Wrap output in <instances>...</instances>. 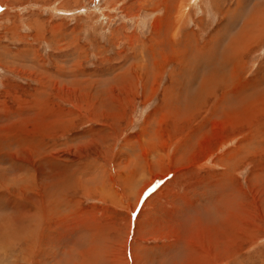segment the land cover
Segmentation results:
<instances>
[{
	"label": "rangeland",
	"instance_id": "374dc122",
	"mask_svg": "<svg viewBox=\"0 0 264 264\" xmlns=\"http://www.w3.org/2000/svg\"><path fill=\"white\" fill-rule=\"evenodd\" d=\"M259 4L0 0V264H264Z\"/></svg>",
	"mask_w": 264,
	"mask_h": 264
},
{
	"label": "bare ground",
	"instance_id": "6f19581e",
	"mask_svg": "<svg viewBox=\"0 0 264 264\" xmlns=\"http://www.w3.org/2000/svg\"><path fill=\"white\" fill-rule=\"evenodd\" d=\"M263 4V3H262ZM259 5H261V4H259ZM256 7H257V5H256ZM256 9V8H255ZM254 9V10H255ZM264 6L262 7V5H261V7L260 6H258L257 7V9L253 12V14L252 15H256L255 16V18L253 17V16H250L251 18H248L247 20H245L243 23H242V27L240 28V31L236 34V36H234V38L233 37H231L230 39H228L229 40V43L228 44H230L229 45V47H228V51H230L231 52V54H230V57H227L226 59L228 60V61H230L229 63H231V64H238L241 60H242V58H243V52H242V50L241 49H244V48H241V49H239V45H238V42H237V40H236V38H238V39H243L244 38V33H245V31L247 32V31H251V30H254V29H256L261 23H263V21H264V17H262L261 15H264ZM263 11V13L261 14V15H259V12H262ZM261 16L262 18H260V19H258V20H256V18H259L258 16ZM248 16V17H249ZM253 18V19H252ZM262 26H263V28H264V23L262 24ZM262 28V27H261ZM260 30V29H259ZM222 31V30H221ZM231 31V30H230ZM219 34V33H218ZM220 34H222V33H220ZM224 34V38L225 37H228L229 35V33L226 31L225 33H223ZM246 34V33H245ZM249 34V33H248ZM248 34H246V36H248ZM253 34H255L254 32H253ZM261 34V33H260ZM259 34V35H260ZM244 35V36H243ZM251 35V34H250ZM258 35V34H257ZM256 35V36H257ZM262 35V34H261ZM221 36H223V35H221ZM236 37V38H235ZM216 38V37H215ZM220 38V37H219ZM250 38V37H249ZM213 39V38H212ZM226 39V38H225ZM248 39H246V41H247ZM215 42H216V39L214 40ZM246 41H244V43L246 42ZM249 41V40H248ZM214 42V43H215ZM218 42V41H217ZM241 43H242V41H240ZM239 42V43H240ZM219 43H220V41H219ZM240 43V44H241ZM226 44V43H225ZM246 45V44H245ZM225 46H227V45H225ZM224 46V47H225ZM244 46V45H243ZM242 47V46H241ZM225 49V48H224ZM214 51V50H213ZM215 51H216V49H215ZM218 52V51H217ZM222 52V51H221ZM223 53V52H222ZM216 54V53H215ZM219 54H220V52H219ZM223 56H224V54H222ZM221 55V56H222ZM225 55H229L228 53L227 54H225ZM188 56H190L191 58L192 57H194L193 59L194 60H196V58H198V53H196V54H193V55H188ZM219 56V55H218ZM217 56V57H218ZM225 57V56H224ZM224 57H222V58H224ZM187 59V58H186ZM225 59V58H224ZM185 60V59H184ZM204 60H209L211 63H213L215 60H216V56L214 55V53H212V52H210V51H207V54L204 56ZM222 61H223V59H222ZM184 62V61H183ZM187 63H193V61H192V59H187V61H185V65L187 66V67H191V66H188L187 65ZM195 63V62H194ZM218 64V63H217ZM216 64V65H217ZM220 64V63H219ZM203 65V64H202ZM198 64L196 63V67L195 68H192V69H190L189 71H188V73L187 74H185V77L186 76H199V77H202V78H204L202 81H201V83H199V84H197L196 82H194V83H192V84H187L188 82L186 81V84H178V85H175V86H171L170 88H171V90H173L174 92H176V93H174V95L173 96H171L173 99H176V100H178L179 99V97H180V99L179 100H181L182 101V99H185L186 101H187V103H185L184 104V106H186V111H185V114L186 113H189V115H192V116H197V114L200 112V111H202V106L204 107L205 106V103H207L206 102V100H207V98L208 97H210V96H212V95H214L215 94V92H216V90L217 89H219V88H215L214 87V85L211 83V81L210 80H212L213 82H214V80H216V81H219L218 80V77H217V75L216 76H213V77H209V79L208 78H205L204 76H203V74H201V72H200V70H201V68H200V70H199V68H198ZM218 66V65H217ZM231 66H229V68H230ZM184 68H186V67H184ZM184 68H182V69H184ZM212 68V67H211ZM228 68V67H227ZM232 68H233V66H232ZM235 68V67H234ZM207 69V68H206ZM222 71L223 70H226V68L225 69H222V65H221V68H220ZM231 69V68H230ZM210 70V69H209ZM207 71V70H206ZM225 72V71H224ZM231 72H233L232 70H231ZM181 73H183V72H181ZM227 73V72H226ZM212 74H213V71H212ZM211 74V75H212ZM215 74V73H214ZM184 76V75H183ZM220 78H222V77H220ZM172 81V80H171ZM185 82V81H184ZM217 83V82H216ZM229 86V85H228ZM191 87H197L198 89H197V91H196V93L191 97V96H189V95H187V90H184V89H187V88H191ZM213 87V88H212ZM128 90V89H127ZM264 90V89H263ZM185 91V92H184ZM165 98V97H164ZM260 99V98H259ZM174 101V100H173ZM185 102V101H184ZM173 103V102H172ZM242 105V104H241ZM240 107H242V106H240ZM245 107H246V105H245ZM242 109H245V108H242ZM247 111V110H246ZM192 116H189V117H192Z\"/></svg>",
	"mask_w": 264,
	"mask_h": 264
},
{
	"label": "crops",
	"instance_id": "0c3cea01",
	"mask_svg": "<svg viewBox=\"0 0 264 264\" xmlns=\"http://www.w3.org/2000/svg\"><path fill=\"white\" fill-rule=\"evenodd\" d=\"M236 68V67H235ZM233 69H234V67H233ZM230 71H228L227 72V74L229 73ZM218 77V76H217ZM220 77H222V78H220ZM226 78H227V76L226 77H224L223 75H220L219 77H218V80L219 81H216V80H214V82H217L216 84H214V87L215 88H220V89H227L228 88V86L227 87H224V85H225V81L224 80H226ZM222 81H224V82H222ZM227 82H229V81H227ZM229 83H227V85H228ZM261 93H263V95H264V90H263V92H261Z\"/></svg>",
	"mask_w": 264,
	"mask_h": 264
}]
</instances>
